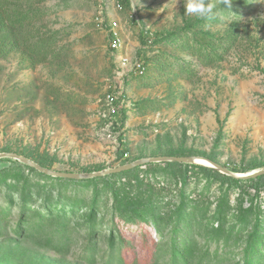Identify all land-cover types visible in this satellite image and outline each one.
Returning a JSON list of instances; mask_svg holds the SVG:
<instances>
[{"label": "rangeland", "instance_id": "rangeland-1", "mask_svg": "<svg viewBox=\"0 0 264 264\" xmlns=\"http://www.w3.org/2000/svg\"><path fill=\"white\" fill-rule=\"evenodd\" d=\"M118 2L27 1L28 25L0 41V155L83 175L158 157L209 159L239 175L264 170V0H232L242 8L228 16L244 36L210 66L166 39L195 37L202 26V19L185 15L186 0H129L128 7L120 3L122 10ZM208 2L216 5L213 14L228 7ZM99 12L118 23L124 45L117 53L95 25ZM224 26L209 29L220 33ZM140 34L148 35L147 45ZM26 38L47 47L27 49ZM120 56L129 59L126 67ZM136 60L145 66L142 75L131 71ZM187 64L190 74L181 72ZM108 92L118 98L117 115L105 106ZM166 163L140 167L122 180L72 181L0 158V264H170V228L158 234L151 225L124 223L123 208L116 207V198L128 202L148 183L161 216L179 205L181 186L185 190L190 204L181 215L189 229L178 240L190 264H238L257 225L264 249V179L233 183L223 204L229 185L189 166L185 186L183 172ZM72 202L83 209L66 217L51 213L50 204ZM93 203L94 227L83 220Z\"/></svg>", "mask_w": 264, "mask_h": 264}, {"label": "trees", "instance_id": "trees-1", "mask_svg": "<svg viewBox=\"0 0 264 264\" xmlns=\"http://www.w3.org/2000/svg\"><path fill=\"white\" fill-rule=\"evenodd\" d=\"M27 1L28 0H0V41L7 39L9 37L8 34L12 33V35H14L17 29L25 28L28 25L25 24L26 21L28 20L30 21L27 10L30 8V6L27 5ZM119 3H122L126 7L130 5L129 0H119ZM241 8L242 7L238 6V4L236 3L231 5L230 8L227 7L226 11L220 14H213L211 18L202 19V26H200L197 29L195 33V37L188 38L185 34L181 35V37L168 35L166 39H169L171 41L170 42L171 44L172 43L181 44L183 49H185L186 47L191 48V50H188V52L193 55H196V59L200 63L205 61V64L209 66L216 63H220L231 52V50L241 42V38L242 36H244V28L239 26L238 22L230 21L234 16L232 17L228 16L230 14L232 15L235 11ZM220 23L222 25L228 26V29L220 33L211 32L209 27L211 25L216 27ZM245 35H249V34H245ZM147 38L148 35L140 34V42L142 45H147V41H146ZM177 39H179V41ZM190 40L195 42V44H191ZM24 41H25L24 46H26L27 49L32 48L36 50L39 48L43 49L44 47H47V42L41 40L39 41V43L29 42V39L27 38ZM14 43L18 44L17 39L14 40ZM181 72L190 74L191 73L190 64L181 67ZM189 166L199 168L206 173L213 174L217 179L221 180L224 185L226 184L229 185L228 189L224 190L221 194L220 200L223 204H228L227 199L233 183H241V184L256 183V182L258 183L264 179V176H259L257 178H250V179L232 178L211 168L198 166V165L176 163V162H167L165 168H171V169L179 168V170L183 172L182 184L186 186L187 177H188L187 169ZM136 169L121 174L105 176V178L122 180L128 178L129 175L132 172H134ZM54 179L63 180L64 178H54ZM67 180H71V179H67ZM147 185L149 186V188L146 189L145 193H141L139 196H137L134 199L131 200L130 198L127 199L129 200L128 202L126 201L124 203L123 202L124 200H122L121 203V201H119L118 198L115 199L116 207L119 206V209L121 207L123 208L122 211L121 210L119 211V217L121 221L127 224L142 223L145 225L154 226L157 229L158 234H160L161 231L164 230V227L170 228V231L172 233L170 264H190L189 260L183 253L184 251L181 250L178 240L179 238L178 234L181 233L182 230L189 229V222H187V218L181 215L183 211L186 208H188L190 204V202H188L189 198L186 196L185 190L181 186V190L179 192L181 200L179 205L176 206L175 209L170 208V210L165 216H161V213H158L157 208L154 206L153 202L151 201L152 193L153 191H155V188H153L150 185V183H148ZM127 195L129 197L130 193H127ZM240 196H242V194ZM50 205H51L50 206L51 213L57 212L59 217H66V214L69 212H72L73 214H77L79 213V211L83 209L81 206L78 207L76 202H72L70 205H64V206H61L60 203L50 204ZM87 209L89 212L87 216H83V220L89 226L94 227L96 225L95 219L97 215H99L98 210L96 208V204L93 203L92 206L90 208L88 207ZM207 227L209 226H206V228ZM111 229L112 230L110 231L109 234L110 242L114 243L116 240L115 224H113ZM215 229H217L216 232H220V229H222V223L220 222V225H218ZM262 241L263 240L261 239L260 236V228L257 225L254 231L249 235L248 240L246 241V247L244 251L241 253L242 260L241 259L238 260V264H258L257 258L261 259V257H264V249L261 246Z\"/></svg>", "mask_w": 264, "mask_h": 264}, {"label": "water", "instance_id": "water-1", "mask_svg": "<svg viewBox=\"0 0 264 264\" xmlns=\"http://www.w3.org/2000/svg\"><path fill=\"white\" fill-rule=\"evenodd\" d=\"M12 158L19 162H22L23 164H26L30 166L31 168L45 174L48 176H52L55 178H64V179H71V180H84V179H90V178H98V177H105L110 176L114 174H121L130 170H134L136 168L147 166L151 163H163V162H176V163H182V164H195V165H201L204 167H208L214 170L219 171L220 173L230 176L232 178H238V179H250V178H257L259 176H264V170H260L254 173L246 174L245 176L238 175L235 172L221 166L220 164L211 161L209 159L204 158H197V157H158V158H147L143 160H139L136 162H132L117 168L105 170L102 172L94 173L91 175H83V174H73V173H62V172H56L53 170H49L46 168H43L36 164L35 162L22 157L17 154H11V153H5L1 154L0 158Z\"/></svg>", "mask_w": 264, "mask_h": 264}, {"label": "built area", "instance_id": "built-area-1", "mask_svg": "<svg viewBox=\"0 0 264 264\" xmlns=\"http://www.w3.org/2000/svg\"><path fill=\"white\" fill-rule=\"evenodd\" d=\"M118 8L122 10V6L119 2ZM95 25L99 30L105 31L107 33L109 37V49L112 52L117 53L123 48L124 42L117 22H108L105 19V15L103 14V12H99L95 18ZM119 61L122 67H126L130 63L129 59L126 56H120ZM144 70L145 67L141 60L134 61L131 70L134 75H142L144 73ZM117 104H119L118 98L114 93L108 92L105 97V106L110 115H117Z\"/></svg>", "mask_w": 264, "mask_h": 264}, {"label": "clouds", "instance_id": "clouds-1", "mask_svg": "<svg viewBox=\"0 0 264 264\" xmlns=\"http://www.w3.org/2000/svg\"><path fill=\"white\" fill-rule=\"evenodd\" d=\"M221 3L230 8L232 0H221ZM215 7L216 5L208 0H186L185 15L208 19L212 17Z\"/></svg>", "mask_w": 264, "mask_h": 264}, {"label": "bare ground", "instance_id": "bare-ground-1", "mask_svg": "<svg viewBox=\"0 0 264 264\" xmlns=\"http://www.w3.org/2000/svg\"><path fill=\"white\" fill-rule=\"evenodd\" d=\"M236 174H238V173H236ZM239 175V174H238ZM240 176V175H239ZM242 176H245V175H242Z\"/></svg>", "mask_w": 264, "mask_h": 264}]
</instances>
